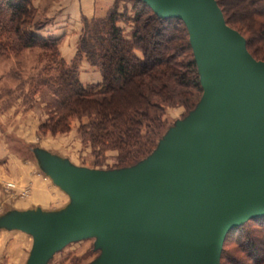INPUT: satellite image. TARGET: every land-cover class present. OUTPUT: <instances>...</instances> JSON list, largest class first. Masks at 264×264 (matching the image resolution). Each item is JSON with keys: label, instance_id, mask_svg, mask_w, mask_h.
Here are the masks:
<instances>
[{"label": "water", "instance_id": "1", "mask_svg": "<svg viewBox=\"0 0 264 264\" xmlns=\"http://www.w3.org/2000/svg\"><path fill=\"white\" fill-rule=\"evenodd\" d=\"M141 1L159 18L185 24L201 100L130 168L77 167L33 148L40 173L68 203L0 215V232L31 238L25 264H49L69 244L96 234L102 239L93 243V264H220L228 233L264 218V62L251 57L215 0ZM162 146L165 159L122 180L120 172L145 164Z\"/></svg>", "mask_w": 264, "mask_h": 264}, {"label": "trees", "instance_id": "2", "mask_svg": "<svg viewBox=\"0 0 264 264\" xmlns=\"http://www.w3.org/2000/svg\"><path fill=\"white\" fill-rule=\"evenodd\" d=\"M36 1L0 0V57L37 54L40 66L27 81L28 95L45 93L53 100L46 105L50 121L41 129L64 133L73 118L85 117L79 133L92 148V168L107 150L118 152L114 169L142 162L169 128L168 109L180 106L188 114L203 94L185 24L159 18L141 0H124L123 7L114 0L91 19L81 18L77 52L67 63L62 39L40 34L49 20ZM226 1L215 0L226 25L245 39L255 61L264 62V0H239L246 7L245 25ZM120 24L129 27L128 35ZM82 61L99 72V84L81 82ZM220 264H264V218L228 233Z\"/></svg>", "mask_w": 264, "mask_h": 264}, {"label": "rangeland", "instance_id": "3", "mask_svg": "<svg viewBox=\"0 0 264 264\" xmlns=\"http://www.w3.org/2000/svg\"><path fill=\"white\" fill-rule=\"evenodd\" d=\"M59 1L62 0H37L34 5L39 7L40 11H44V15L46 16L49 7L57 4ZM120 1V7L126 6L123 4L124 0ZM112 3L109 2V5L106 7L97 8L96 12H99L101 9L106 10ZM226 3H228L227 10L234 12L235 18L244 23L246 21V7H244V3L239 0H227ZM127 7H130V5H127ZM120 26L123 27L125 34L128 35L130 31L129 27L124 24H120ZM36 56L35 52H23L17 55V57H0V147L3 143H6L12 155L21 157L27 162L30 161L32 166L38 171L39 169L29 148H40L42 151L49 152L52 155L66 158L78 167L101 171L115 170L113 167L117 163L118 156V152L115 150L105 151L102 156V163L97 168L90 166V163L93 161L92 148L88 142H83V138L79 133L80 125L86 121L85 117L81 119L73 118L69 122V130L64 133H52L49 130L41 129L43 124H47L50 121V110L46 109V105L53 100L49 96L47 97L45 93L35 94L34 97L30 96V94L28 95L27 81L29 77L36 75V69H39L40 66ZM187 115L185 109L180 106L168 109L166 115L168 126L172 128L170 130L168 128L162 138L172 132L175 122H184ZM55 116L57 114H54ZM171 124L172 126H170ZM174 131L176 132L177 130L175 129ZM178 142L174 141L170 143L171 153L173 149H177ZM164 143H166V139ZM164 148L162 146L155 152L156 155H151L145 164L120 172L122 180L136 177L139 174L145 173L148 169L155 167L157 161L160 162L161 159L167 156ZM6 187L14 189L16 184L10 183ZM57 191L62 193L60 190ZM29 195L30 190L23 188L20 190L18 196L27 199ZM63 196L66 204L68 197L64 194ZM63 203L64 201L53 203V210L60 209L57 207ZM2 212H4V208L0 209V214ZM27 239V241H22L23 243H18V247L16 248L22 257L25 258L30 251L32 242L29 236ZM101 239L102 236L96 234L93 239L69 244L63 250L56 253L49 264H72L74 259H78L81 264H93L96 262L99 254L93 251V243L95 240L100 241ZM20 261L22 260L11 262V264H22Z\"/></svg>", "mask_w": 264, "mask_h": 264}, {"label": "crops", "instance_id": "4", "mask_svg": "<svg viewBox=\"0 0 264 264\" xmlns=\"http://www.w3.org/2000/svg\"><path fill=\"white\" fill-rule=\"evenodd\" d=\"M109 2L111 3L113 0L59 1L47 10L46 18L49 20V24L40 34L61 38L60 51L62 57L67 63H70L77 52L76 43L82 27L81 18L91 19L97 8L108 6ZM80 80L85 85L99 84L101 75L90 68L85 61H82ZM0 148V209L4 208V212L7 210L26 211L36 208L52 211L53 203L64 201L60 205L61 207L68 203L67 201L65 204L63 193H59L57 191L59 189L53 186L49 179L44 178L30 161L27 162L21 157L12 155L6 143H3ZM10 183L16 184V187L14 189L7 188L6 185ZM23 188L30 190L27 199L18 196ZM60 206L57 208H61ZM27 238L28 235L21 232H0V264H11V262H18L19 260L25 264L28 255L26 258L22 257L16 248L18 243L27 241Z\"/></svg>", "mask_w": 264, "mask_h": 264}]
</instances>
